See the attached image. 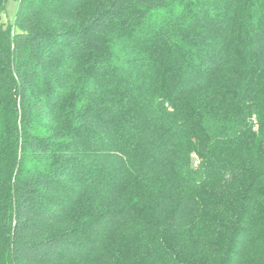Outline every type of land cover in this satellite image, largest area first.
<instances>
[{"label": "trees", "instance_id": "obj_1", "mask_svg": "<svg viewBox=\"0 0 264 264\" xmlns=\"http://www.w3.org/2000/svg\"><path fill=\"white\" fill-rule=\"evenodd\" d=\"M5 14L0 264H264V0Z\"/></svg>", "mask_w": 264, "mask_h": 264}, {"label": "rangeland", "instance_id": "obj_2", "mask_svg": "<svg viewBox=\"0 0 264 264\" xmlns=\"http://www.w3.org/2000/svg\"><path fill=\"white\" fill-rule=\"evenodd\" d=\"M19 1L20 0H6V14L4 18L7 22L10 23L15 22V18L19 7ZM195 165H196V161H195ZM215 193H218V191H215Z\"/></svg>", "mask_w": 264, "mask_h": 264}]
</instances>
